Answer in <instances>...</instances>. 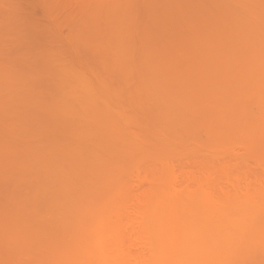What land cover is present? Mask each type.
Masks as SVG:
<instances>
[{
    "label": "rangeland",
    "instance_id": "1",
    "mask_svg": "<svg viewBox=\"0 0 264 264\" xmlns=\"http://www.w3.org/2000/svg\"><path fill=\"white\" fill-rule=\"evenodd\" d=\"M190 1H193V3L195 4L194 0H0V87L4 86L2 90L0 89V146H4L7 143L8 144L13 143L15 141V138H14L15 136L13 135L17 132L20 133V131L21 132L23 131V134H22L23 138L20 140L21 142L17 144L16 146H14L11 153L8 155H3V156L0 155V264H71V262H74L73 261L74 258H75V263H84V264H110L111 263V260H110V263L107 262L109 260L108 256L110 254L107 253L108 256L105 257V255L107 254L106 253L101 254L99 252V244H95V239L92 238L91 240V235L94 234L93 233L94 227L90 224V217H89L90 214H87L86 210L91 211L92 209L95 217H98L99 215L97 214L99 213L97 210H95V207H93V202L90 200L97 201V199L95 198L96 196L95 193L103 185H106L104 187L105 189L107 188V191H108V188H110V186L111 188L114 189L115 183L117 184L120 183L119 179L126 178L127 176H129V174L132 173L131 171H135L133 172L134 177H135L134 180H137V183L136 181L132 182L133 173L131 174L132 176L130 175V177L132 178L131 182L134 183L135 186L139 184L138 181L142 177L140 175H143V178H144V175H146L142 173V171L140 170L147 169L148 172L145 170L144 171L145 173H147V176L149 174L148 178L151 180H156V178L162 179L163 176H160V172L162 170L159 167L161 164H163L161 163L163 162V159H162L163 157L162 155L164 153L163 152L164 150L162 151V149L164 148L163 146L166 145L165 146V149H166L172 144L171 146L172 148H168V149L172 150L174 149L173 148L174 146L176 148L182 147V149L185 150V148L183 147L188 146L189 148V146L192 143L196 145L199 143L198 141L200 140L203 142L206 136L204 134L206 133L208 129L207 130L205 129L206 130L205 131L201 127L203 125L202 122L207 121V120H203L199 115H196V117L192 115L193 120H191L190 115H188L187 112L184 113L182 110V108L183 109L185 108V105L182 107L183 105L182 99L183 97L184 98L186 97L185 99H190L191 97L197 96L195 94H198L197 92H198L199 86H200L199 91L202 92L203 91L202 87L205 86L207 83L206 81L202 83V80L204 78H205L204 80L208 79L207 77L203 78V76L205 75L204 72H207V71L210 72L211 70H214L215 72L216 67L214 66L215 69L211 67L213 64L212 65L209 64L211 67V70L210 68L208 70L205 67H203L205 63L203 65L202 63L205 57L206 58L213 57L212 60L214 59V57H219L218 59H219V62L221 63L222 59L220 60V58H225L227 56L226 65L222 62L224 64L223 70L221 68V70L224 72L223 73L224 77L227 75L226 78H229V76L230 77L232 76V78H234L233 77L234 75L243 76V74H244V77L245 75H247L246 77H248V79L250 77L249 80L246 79L248 81H245V79H243L245 83L242 84L243 86L242 88L240 87L241 88L240 93H238L239 91L235 90L237 93H235L233 97L229 93H227L228 96L225 93L226 94L225 96L228 98V99L226 98V103L229 106L226 105L225 106L226 108L223 106L219 107V108L223 107L225 113L223 112L222 108L220 112V109H218L215 106L214 108H217V110H219V113H221L222 115L218 114V111L216 113V109L215 111L214 109L212 110V108L210 109V113L213 112V114L211 115L215 117L214 114H217L216 115L217 117H219L220 115L219 118H223V119L218 118V123H220V126L217 128L219 124L217 125V122H214V120L217 118L216 117L214 118L213 116H211L210 118L213 117L214 120L212 121L213 124L212 123L210 124V127L212 126L211 127L212 130L209 132H210V135L212 134V136L214 135L213 132H217V130L219 133H221L220 132L222 131L221 128H223L222 126H224L222 124H225L224 121L226 120L228 115L232 114L235 111V113H237L236 116H238L239 115L238 112L240 111L241 113L240 112L239 113L242 117L240 116L238 117L242 118L241 121L243 122L244 126L247 127V129H245L243 125L240 126V128L239 127L238 128L241 130L245 129L244 130L245 132H241V131L240 132L244 133L246 136L247 134H249L248 135L249 140L247 141L248 138L244 136L243 134L242 136L246 137V139H243L244 137L242 139L241 138L239 139V145L241 146L239 145H234V146H238L239 149H241L244 146V148L241 149L240 151L239 149L236 150L237 153L239 152L238 155L244 157L245 153L247 152L246 154L250 155V157L243 159V161H241L242 159H240V161L238 162L239 164L240 162H242L241 165H243V163L245 165L244 161H247L246 162L247 166L246 165L245 166L249 168V174L255 173V175L257 174V177L258 175H261V176L264 175V172L261 171L262 169L264 170V167L262 166V169L260 170L261 166H259L260 165L259 161L264 160V137L261 138L256 135L258 134V133H255L256 131L254 132V130L256 129L258 130L259 127L263 128L264 130V116H262L263 114L261 113L263 110L261 112L260 110H258L259 108L264 109L263 107L264 106V0H234V1L229 0V5L231 8L228 6L229 10L227 11H223L219 9L217 11L215 7L217 6L219 1L218 2L214 1L216 6L214 4L213 5L216 11H214L213 15H212V12H213L212 10L209 12H205V13L203 11L201 13L200 11L203 9L201 7V4H200V8L202 9L199 12L196 11L194 14V11L191 9L193 12V15H192L191 14L192 12L190 11V9L189 8L187 9L188 5L190 7V4L192 3V2L190 3ZM197 1L199 2V0ZM201 3L203 2L201 1ZM194 4L192 5L194 6ZM208 6H211V5H208ZM220 6L223 7V5H220ZM222 7L220 8L223 9ZM110 19L112 20L116 19V20H113L115 22H117L118 20L120 21L121 19V23L116 26L114 24L113 25L110 24L109 22L106 23V21H109ZM212 19L214 20L216 25H214V22ZM217 22H221V24L220 23L217 24ZM48 55H53L55 58L57 55L58 56L59 55H62V56L63 55L64 56L73 55L74 58L76 56L84 55L82 56L81 60H83L84 62L83 58H87L86 60H88L89 58V60L86 62L88 63L90 61L91 65L93 64L94 66H97L96 67L97 71L99 69L100 72L101 70L104 72H111L110 69L111 67L113 68L114 64H112L113 66L112 65L107 66L106 61H108L109 59L111 60V63H112L113 61L112 58L115 59L117 57L116 60L119 61V60H122V58H124L120 56L122 55L127 56V59L126 58L123 59V60L126 59V62L124 61L126 66L123 63L124 64L123 68L125 66L124 70L122 68L121 63H119L118 61L117 62L113 61L114 63H117V65H119L118 68L120 70L117 68L116 72L119 74L122 72L123 73L122 75L125 78L123 80L125 83L124 84L125 86H123L125 87V91L123 87H122L123 89L120 87L122 90H120L119 87H117V90L118 91L120 90L119 93H121L122 91L123 95L121 96V94L117 92L115 93L116 89H114L112 90L111 93H109L110 95L108 94L107 95L108 97L104 99L107 102H111V101L113 102L114 99L116 98L118 99L119 95H120L119 98L125 96V102L129 104V106H127V110L130 111V112L128 111L127 113H129L130 116L132 115L130 117L132 118V121H130V119L128 118L129 114L127 115V119H128L127 126L128 127L130 125L134 126V127L130 126L129 128L128 127L127 128L129 132H131L130 129L133 130V128L134 130H138V133L139 131L142 132L140 133V136L134 130L133 132H135V134L134 133L127 134V136H129V140L127 139L129 148H128V152H127L128 155L126 156V159H128L129 164L127 161H125V163L127 162L128 164L127 168L131 170V171L128 170L126 166H124V170H127L129 172V174H125L127 176L123 174L125 171L122 173H119V176H120L119 177L118 173L116 171L113 172V170H111L110 168H109L110 169L109 171H106L108 167L106 169L102 164L101 165L105 168V170H103L104 168L101 165L100 166L102 167V169L98 167V165L102 163L101 161L105 160L104 156L106 157L105 155L106 153L104 154V149L103 150L100 149L101 151L99 152H98L99 149L97 150L92 149V151L84 150V152L87 151L85 153H82L83 151L81 150L80 151L81 153H78L79 152L78 150H80L81 146L79 147L80 144H78V142L75 141L77 140V138H75V140L73 141L70 138V136L74 133H68L67 131H65V133L66 132L68 133L70 141H72L73 143L65 142L68 144L67 146H64L65 144L63 142L64 140H61L62 135L60 136L61 138L58 137V139L54 137V139L56 140H52L53 142L51 140H50L51 142L48 141L50 146H55L59 148L57 145H59L60 143L59 140H61L62 143L60 145L62 146V144L64 143L62 147L60 146L61 148L65 147L66 150L70 148V150L67 151V153L63 152L61 154H57L54 161L53 160L52 162L49 161L51 164L47 161L48 164L45 165V161L44 162L42 161L44 166L43 167L39 166V168H36L35 166L37 165L35 164H38V162L37 160H33V159H39L40 154L38 152L34 153L30 150L31 152L29 153L28 152L29 150H28L26 152L29 154H25L27 156H25L24 154L22 155L21 152L26 147H29L31 145V143L33 142V138L35 139L40 138V136L38 135L40 134L42 130L46 129L45 131H42L43 133H47V132L49 133L51 131L49 134L42 135L41 137L43 139L47 136L45 138L47 140L49 139L50 134L51 136H53L59 130V128L57 129L55 125H52V122H48V121L50 120L53 121V119L55 121L56 118L54 117L56 116H58V118H62V117H69V115L74 116V114L82 115V113L83 114L88 113L90 111L89 109H91L90 108L91 104L89 100L86 97H79V96H81L80 94L82 92L87 93L91 90L90 88H88L91 84H89L88 82L89 84L88 86L86 82L87 80H91V78L93 77L92 75H94V73H97V72L95 71L92 72L90 71V68L87 67L91 75H89V73L88 74L85 73V76L86 77L88 76V78H90V76L92 77L90 79L84 78L83 76L84 73L80 71L81 68L77 69L78 67L77 64H75L77 65L76 67L71 65V62L67 58L66 59L70 62V64L67 65L66 63H69V62L63 61L64 62L63 63L61 61H58V63H63L66 65L62 64V67L55 65L56 67L51 68L52 67L51 66L50 69L47 66L49 70L48 69L45 70L46 67L43 68L41 66L42 62L41 63L39 62L43 56L47 57ZM54 57L52 58L53 60H54ZM71 57H68V58H71ZM48 58L49 56L47 57V59ZM59 58H62V57L60 56ZM75 59L78 60L79 62L78 57ZM170 59L173 61V63L172 61H170ZM200 59H202L203 61L200 62L199 61ZM207 61H211V60L209 59L206 60L205 66L209 67V65H207L208 63ZM87 63L86 65L89 64ZM108 65H110V63ZM173 66L176 68V70L174 69ZM81 67H82V63H81ZM115 67H117L116 64H115ZM202 68H205L206 71ZM172 69H174L176 72L178 70L177 72L178 76L175 74L174 70H173L174 73L171 72ZM169 70L171 72L172 77H173V74L176 75L173 77L176 80L175 83L173 81L174 79H172L169 76L170 74ZM165 71L166 73H169V74L167 75ZM222 71L220 75H222ZM214 72L212 71L210 72V74L206 73L212 78L215 77V79H213L214 82L212 81V78H209L211 79V81L208 80V82L210 81L209 84L211 82L217 83L219 81L218 79L216 81L217 77L215 75L217 74H214ZM74 74L77 75L76 78L78 77V80L74 78L76 80V84L75 82H73V87H72L71 86L72 82L70 81L68 82V80L70 79L72 80L73 78L71 77V75H74ZM161 74H163V76ZM114 75L117 76V74H114ZM223 75L220 77L222 78ZM82 76L83 78H80ZM196 76L198 77L200 76L202 79ZM217 76L219 77V74ZM237 76H235V78ZM114 77L115 76L111 78L113 79ZM153 77L154 79L159 78L158 80L159 85L162 83V81H165V80H168L170 85L168 84L167 86L166 83L168 81H166L165 83H163V86H165V91L163 90L164 89L163 86L161 87L162 89L160 90L161 85L158 86L157 90H155L156 89L155 86H157L158 82L156 84L155 82L157 79L154 80ZM175 77H178V78L176 79ZM118 78H120V76ZM82 79L84 80L82 81ZM128 79L130 80L129 82H128ZM171 79L172 81H170ZM199 79H201V81H199ZM147 80H148V84H147L148 86L150 84L152 85L153 83L152 81L154 80V84L156 85L153 84L154 86V87L152 86L153 89L150 88L151 85L147 87L143 84V83H146ZM67 82L68 84H70L71 87L68 85L66 86ZM171 82H173L174 84H172ZM241 82H243L242 79L239 85H241ZM139 83L140 84L142 83L141 88L139 87ZM202 84H205V85H202ZM221 84L223 85V83ZM235 84H238V83H235ZM92 85L93 87L92 86L91 87L94 89V83ZM172 85H175V86H172ZM217 85L219 84L217 83ZM65 86L69 87L70 90L66 88ZM144 86L146 89L149 88L150 90L149 89L146 90ZM213 86L216 87L215 84L214 85L212 84V87ZM64 88L66 90H69V94L71 95H69L68 92L65 93L66 90H64ZM189 88L191 91L189 90ZM174 89L176 90V95L174 94L175 95V100H173L174 102L170 101L171 105L174 104V106L172 107L170 106V104L167 105L169 103L168 100H170V98L167 99V102H168L167 104L165 102L166 99L164 100V98H166L165 96H168L169 94L171 95V93L175 91ZM193 89L195 90L193 91ZM211 89L213 90V88ZM222 89H223V86H222ZM45 91L49 93V94L48 93L46 94L48 97L46 99L48 103L47 102L46 103L49 106L45 103V106H41L42 107L41 109L40 107L41 104L38 106L37 103H39L40 96H42L43 92ZM192 91L193 92L196 91V93L194 94ZM58 92H60L61 94L59 95ZM208 92H209V89H208ZM64 93L67 94L66 95L67 97H65V101L67 102H64L66 105L69 104V102L75 99L76 97H79L76 99V102L78 101L77 104L80 103L81 106L80 105H78V107L77 105L72 106L75 103L74 102L75 100H74L73 101L74 103L72 102L73 104H70L67 108L66 106L64 107L65 104L63 105V102L61 104L56 99L57 97L58 99L59 97H63L61 95L62 94L65 95ZM164 94L166 95L164 96ZM190 94H193V96L190 97ZM174 95H171V96L173 97ZM35 96L39 97V99H36ZM171 96H168V97H171ZM235 97H238V98H235ZM34 98L36 99V101L34 100ZM221 98H225L223 94ZM51 99H53L54 101L56 99L61 105L57 106L56 104H54L56 105L54 106L52 104L54 102L53 100L51 102ZM172 99H174V97ZM185 99H183V101ZM216 99L217 98H215V100ZM229 99L231 101L230 102L231 104L229 103ZM58 102L57 104H59ZM233 103L236 106H234ZM164 104H166V106ZM206 104L204 105V107L206 106ZM211 105H209L208 107L210 108ZM221 105H223L222 102H221ZM259 105H262V106H259ZM257 106H259V108ZM148 108L151 110H149ZM52 110L54 112H51ZM163 110H166L165 114L163 113ZM228 110L231 111L232 113H229ZM134 111L137 112L138 116L135 114ZM158 111L161 112L162 117L163 115L165 116L164 119L166 118L167 120L165 119L164 122L167 123L168 125L163 124V121H162L163 118L161 116H160V119L162 118V120L159 119L158 116L160 115V113ZM166 112L168 115H166ZM235 113L232 115H235ZM53 114H56V116H54ZM59 114H62V115H59ZM142 114H143V117L145 116L144 118L142 117ZM224 114L226 116H224ZM232 115H229L228 118H231V119H228V121H226L227 124H230L231 120L234 121L233 119L234 116ZM59 116H62V117H59ZM133 117L136 118V120ZM198 117H200L201 119ZM138 118H140L141 120H138ZM197 118L199 120L198 123H200V121L203 120L200 123L199 129H198L199 124L195 125L196 123L194 121ZM46 119L48 121H46ZM76 119L78 120H75L76 122L74 121L73 123H74V126L77 127L79 124H81L82 119L80 118H76ZM143 119H144L143 128L146 127L148 129L149 126H152V128L149 127L150 129L149 131L147 130L148 134L145 133L146 131L145 129L144 130L142 129L141 121H143ZM241 121L238 120L237 122L240 123ZM42 122L43 123L45 122L47 126L45 124L41 126V124H43ZM184 122L186 124L190 123L188 128H187L188 124L186 125ZM35 123L36 125L37 123L40 124L37 126L38 128L35 127L36 126ZM146 123H149L148 124L149 126H147ZM238 123H235V124H238ZM214 124L216 128L214 127ZM30 125L33 126L37 130H35ZM182 125H185L186 129L182 127ZM230 125L228 127L229 128L232 127L233 128L232 130H234L235 129L234 125L233 126H230ZM166 126H167V129H166ZM39 127L40 129L42 128V130H38ZM213 127H214V130H213ZM242 127L244 128L242 129ZM160 128H161V131H160ZM229 128L228 130H230L232 134L229 133L230 131L226 132L227 129L226 130L223 129V131L225 130L224 133H229L228 135L226 134L227 136L229 135L231 136L233 134L235 135V133H233V131ZM22 129L24 130L26 129L27 132ZM201 129L204 131H202ZM239 129L236 131H239ZM162 130L165 133L162 132ZM193 130L196 132L197 134L196 136H198L199 132H201V134L199 133L200 135L203 134L202 136H204V137H200L201 138L200 140H198L199 139L198 137L195 138L197 141L196 144L194 142L195 139L193 142L189 140L190 137L195 136L194 134L195 132ZM246 130L248 131L247 133H246ZM188 131L190 132L188 133ZM42 132L41 134H43ZM58 133L59 132H57V134ZM60 133L64 134V132H60ZM67 133L64 135V137L68 136ZM82 133L78 132L77 135L79 134L81 135ZM150 133L151 134L153 133V134L151 135ZM236 133H237L235 136L236 138L234 137V139L238 140L241 133L240 134H238L239 132H236ZM75 134L74 136L76 137ZM143 134H147L148 136L147 135L141 136ZM55 136H58V135H55ZM74 136L72 135L71 137L74 138ZM166 136L172 141H170ZM216 136H214V138ZM251 136L253 138L250 139ZM69 138L67 137L66 139H68L69 141ZM160 138H162V140L164 139L165 141L164 140L162 141ZM166 138L168 141L166 140ZM28 139L29 141L27 142ZM209 139H211V137ZM215 139L218 142L217 138ZM223 139L226 140L227 138H224L223 136ZM30 140H31V143H30ZM235 140L234 141L232 140V141L235 142ZM169 141H170L169 144L166 143ZM186 141H187V144H186ZM205 141H206V144H208L207 143L208 139H206ZM205 141L203 143H205ZM16 142H17V139L14 143ZM220 142L222 143V141ZM178 143L179 145H177ZM181 143L183 144L185 143L186 145L183 146ZM167 144L169 145L168 147H167ZM42 145L40 147L41 150L44 147V146L42 147ZM69 145L70 147H68ZM77 145L79 148L77 147ZM198 145H200L202 148L203 144L201 145V143H199ZM35 146H38V145L36 144ZM50 146H48V148ZM76 147L78 148L77 150H76ZM159 147H161L162 149L160 150ZM180 148H179V151L181 150ZM188 148H186V150H188ZM52 149H56V148L53 147ZM207 149L209 150V148L206 147V150ZM73 150L74 152H72ZM208 150L206 152H208ZM169 151L170 150H168V152ZM242 151L243 152L246 151V152L244 154L243 153L241 154ZM75 152H77L78 154ZM17 153L21 155L19 156ZM72 153L73 155H75L74 157L71 156ZM63 155L66 158V160L65 158H63ZM65 155H68L69 158L71 159V162H68L70 163V165L68 166L67 165L64 166L65 163H63L66 161V164H68L67 163L68 156L66 157ZM248 155H246V157ZM23 156L25 160H22V161H26L25 162L26 167L24 166V163L22 161L21 162L23 164L17 161V158L23 157ZM52 157H49V160ZM69 158H68V161H69ZM151 158H152V161H151ZM156 158L161 159L160 160L161 162L157 160ZM163 158L165 159V156ZM58 159L59 160L62 159V160L58 162ZM32 160L35 161V164L32 163V167H30V165L28 166L29 163H27V161L28 162L30 161L31 163ZM55 160H57V162ZM88 161L89 162L91 161V163H89ZM226 161L230 162L231 160L229 158ZM54 162H56L57 164ZM74 162H76L75 169L78 167V171L82 170L83 172L81 171V173L83 174L81 173H80L81 175L76 174L78 173V171L72 168L74 166V164L72 163ZM238 162H237V165H239ZM58 163H61V164H58ZM86 163L93 164V165L98 164L97 166H94L97 169L94 168L95 170H92L90 166L84 165ZM80 164L81 165L83 164L82 167ZM142 164H144V166H140ZM152 164H154L156 167ZM71 165L73 166L71 167ZM244 165L243 167L237 166L238 172L236 173V169L234 171V174L236 175V177H238L237 174L241 173L242 171L245 172L248 170V169L247 170L244 169L245 167ZM83 166L89 167V169L87 168V171L91 169L88 173L89 176H86V178L83 177V175L86 174L85 173L86 169L83 168ZM113 167L111 168L113 169L117 168L115 166ZM122 167H120L121 169L119 168L120 172L123 170ZM141 167L143 168L141 169ZM154 168L161 170L159 171L158 177H157L156 171L154 172L156 177L155 175L150 174V172L153 173L152 171L155 170ZM241 168H243L244 170ZM137 170L140 171L142 174L139 173ZM106 172L107 174H104ZM128 172H125V173H128ZM137 172L139 173L138 175L140 176V178H137L139 177L138 175L137 177L135 176ZM112 173H115L119 177L118 179L115 178L117 179L116 182L113 181L116 175ZM246 173H243V176ZM52 174L53 175L55 174L56 176H59V177L63 176L62 180L60 179L61 182H59L60 180L59 181L55 180L54 178H57V177L54 176L53 178ZM75 174L77 176L72 177ZM108 174L110 175L109 176L110 178H108L107 176ZM111 174H112V178H111ZM122 174L124 175V177L122 176ZM255 175L252 174V176L255 177L254 180L260 179V177L256 179ZM64 176L65 177L67 176L69 180L68 179L63 180ZM79 176L84 178L83 180L81 178L82 182L86 179L85 180L86 184H91V186L90 185L84 186L85 184L84 182H83L84 184L82 182L80 183ZM150 176H152L153 179ZM252 176L248 175V177H250V179L253 180ZM77 177H79L78 180H76V181H79L78 184L76 185L77 188L79 186V183L82 184L85 187V189H87L88 186H90L88 187L89 190L90 188L91 189L93 188L92 190H90V192H88V194L91 193L89 194L90 196L87 194V192L84 193L86 191L84 189H83L84 192L82 190L80 191L77 190L78 192L74 190L75 185L73 183L76 184L77 182H72V181H75ZM72 178L74 179L72 180ZM104 178L107 179V182L106 180H104ZM244 178L246 180H249L248 182H252V180H250L249 178L247 177H244ZM108 179L111 180L110 186L108 185L109 184ZM149 179L148 181H150ZM65 180H68L70 184L72 183L73 184L71 185L72 187L69 186L70 184H68V182ZM87 180H89L90 182L89 181L87 182ZM102 180L105 181L106 184H104ZM129 180L127 177L126 181H129ZM62 181L63 182L65 181L67 183L65 184V182L63 183ZM96 181H99V182H96ZM124 181L125 180H123V182ZM140 181H143V180H140ZM146 181L144 180V182ZM257 181L259 182L261 180H257ZM112 182L114 184H112ZM150 183L152 184L154 182L151 181ZM260 183L262 184L263 182H260ZM143 184L142 183L139 184L140 186L142 185L141 186L142 189L140 191H139V189L141 188L140 186L137 185L138 187L137 186L134 187L133 184L131 185L132 188L130 187V189H132L133 192L135 193V195L132 196L133 192L131 191L130 194L132 197H134L135 199H136L135 196H138V198H141L139 196L141 195L144 196L143 194L148 193L150 187H147L146 184L144 185ZM151 184L150 185L148 184V185L152 186ZM253 184L256 185V183H253ZM120 185H118L117 187L119 188ZM96 188H97V191H96ZM118 188L116 190L119 193ZM145 188L148 189L147 193L145 192L147 190ZM72 189L74 192H76V195H77L76 200H73L75 199V195H73V191H72V197L70 195L71 193L70 190ZM101 189L100 191H102ZM142 190H145V191L142 192ZM79 192H82V194H78ZM102 192H105V190H103ZM108 192H105V193H107V195H110ZM117 192H112V193H114L113 195H115L117 194ZM92 194L94 195V197H91ZM78 196H82L83 198L82 197L79 198ZM85 196H88L90 198L88 197L86 198ZM84 198H86V201L84 200ZM91 205L93 208L90 207ZM130 206H129V210L130 209L132 210V206L131 207ZM135 208L133 207L135 211L133 210V212L131 213L128 211L130 213V215L128 213L129 218L124 219L121 222L122 227H121L119 236L117 235L118 233L115 234L116 232L115 233L113 232L112 233L113 235L112 236L110 235V237L114 241L111 242V239L109 240H110V244L116 243L117 246L119 245L117 244L118 242L123 241V244L121 243V245L124 246L125 250H126V244L124 243H127V245L130 247V248L128 247L127 250L125 251L124 248H122V246L119 247L120 246L119 245L118 246L119 252H118L116 251V249L118 248L116 246V249L114 248L115 253L117 252L119 255L122 256L123 252H124V255L127 254L126 252H129L132 257L136 255L135 257L137 259L140 256L141 257L140 260H142V258L145 257L144 256L145 252L144 254L142 253L140 255V253H138L137 251L141 249L140 242L142 243L144 242V236L142 239L141 238L142 235L139 234L140 227L138 223L140 224V221L137 218L138 210H136L137 208L136 209ZM132 214L133 216L135 215V217L132 216V219H130ZM61 222L62 224H60ZM62 225L63 227H61ZM76 225H79V226L81 225L79 232L78 231L76 232L75 230H73L75 229L74 227H76ZM114 234L117 235V237H119L117 239L120 241L117 240L118 242H115L116 239H114L113 237H116V236H114ZM138 235L139 236L141 235L140 239L139 237H137ZM159 236L162 238V234ZM80 237L81 239L83 238L82 241H80L81 240ZM142 243L141 245L143 247L144 245ZM55 244L57 246L58 244H61V245L60 247L58 246L59 247L58 248V247H55ZM80 244L81 245L83 244V249L85 251L81 252L83 253V255L78 256L79 255L78 246H80ZM113 246L115 245L113 244ZM54 247L55 249L57 248L56 250H54L55 252L53 251ZM142 249L146 250L144 248ZM120 251L122 252V254ZM114 252H112V254H114ZM146 253H148L147 250H146ZM112 254L111 256H113V259H112L113 262L114 261L116 262V259H117L116 263L119 264L118 258H120V256L117 258H114L115 254L114 255ZM130 255L129 256L126 255V256L130 257ZM115 256H117V254ZM125 257L123 256V258L126 260L127 257L126 258ZM135 257H133L134 259L133 258L131 259L133 261L132 263L129 262L128 258H127V263L126 261L125 262L123 261V258H122V261L124 264L125 263L133 264L136 262L134 261ZM138 262L141 263V261H138Z\"/></svg>",
    "mask_w": 264,
    "mask_h": 264
},
{
    "label": "bare ground",
    "instance_id": "2",
    "mask_svg": "<svg viewBox=\"0 0 264 264\" xmlns=\"http://www.w3.org/2000/svg\"><path fill=\"white\" fill-rule=\"evenodd\" d=\"M195 1V4L193 3V1H190V7H189V5H188V7H187V9L189 8L190 9V11L192 12V10L194 11V14H195V12L196 11H200L202 8V10L200 11L201 13L204 11V13L205 12H209V11H213L212 12V15H213V13H214V11H218V9L219 10H223V11H227V10H229V7H230V5H229V0H199V2L197 1V0H194ZM201 1L203 2V3H201ZM210 1H212V2H210ZM218 2V4H217V6L215 5V2ZM234 1V0H233ZM207 2V3H206ZM214 2V3H213ZM236 2V1H235ZM234 2V3H235ZM192 4H194V6L192 5ZM197 4V5H196ZM200 4H201V7L202 8H200ZM204 4H206V5H204ZM211 5V6H208V5ZM216 6L215 8H216V10H215V8H214V5ZM223 5V7L222 6H220V5ZM192 6H193V8H192ZM196 6H197V8H196ZM207 6V7H206ZM222 7L223 9H221L220 7ZM226 6V7H225ZM229 6V7H228ZM211 7V8H210ZM231 8V7H230ZM192 9V10H191ZM195 9V10H194ZM198 9V10H197ZM207 9V10H206ZM209 9V10H208ZM231 11V10H230ZM190 13V12H189ZM192 15H193V12L191 13ZM214 19V18H213ZM212 19V20H213ZM110 20H112V19H110ZM106 21V23L107 22H109L110 24H114L115 26L116 25H119L120 23H121V19H120V21L118 20L117 22H119V23H117V22H115V21H113V20H116V19H113L112 21ZM216 21V20H215ZM113 22V23H112ZM213 22H214V20H213ZM108 23V24H109ZM116 23V24H115ZM218 23H220L221 24V22H217V24ZM214 25H216V23L214 22ZM229 25V24H228ZM220 26V25H219ZM228 27V26H227ZM105 39V38H104ZM106 42H107V40H106ZM49 56V58L47 59V57ZM47 57H45V56H43L44 57V59H43V57L41 58V60H40V62L39 63H41L42 62V64H41V66L43 67V68H45V70H47L48 68L50 69V67L51 68H53V67H56V66H61L62 67V64L64 63V62H71V65H73V66H77L78 65V67H77V69H80L81 68V72H83L84 74H83V76H84V78H87V79H90L92 76V78H91V80H87V85L89 86V84H91L88 88H90L91 90L89 91V92H80L81 94V96H79V97H86L88 100H89V102H90V108L91 109H89L90 111L88 112V113H82V115H76V114H74V116H70L69 115V117H62V116H59V117H62V118H58V116H56V114H53L54 116H56V117H54V118H56L55 119V121H54V119H53V121L52 120H50V121H48L47 119H46V121H48V122H52V125H55V127H57V129L59 128V130L57 131V132H59L58 134H57V132L53 135V136H51V134H50V136H49V139L47 140V139H45V138H41L42 137V135H46V134H49L48 132L47 133H43L42 131H45V130H42V128L40 129V127H39V129L38 130H42L41 132L43 133V134H41V132H40V134L38 135V136H40V138L39 139H35V138H33V142L31 143V140H30V143H31V145L29 146V147H26L24 150H25V152H24V150L21 152L22 153V155L24 154H29L31 151L32 152H38L39 154H40V157H42V158H40L39 157V159H33V160H37V162H38V164H35V161H33L32 160V162L30 163V161L28 162L27 161V163H29L28 164V166L30 165V167H32V163L33 164H35V165H37V166H35L36 168H39V166H44V164L42 163V161L44 162L45 161V165H47L48 164V162L49 161H51L52 162V160L54 161V159L56 158V156H57V154H61V153H63V152H66L67 153V151H69L70 150V148L69 149H67L66 150V148L64 147V148H61L62 146H63V144L65 143V142H71V143H73L72 141L73 140H75V138H77V140H75L76 142H78V144H80L79 145V147H80V150H78L79 152L78 153H81L80 151L82 150L83 152L82 153H85V152H87V151H85L84 152V150H90V151H92V149H99L98 150V152L99 151H101L100 149H104V154L106 155V157L104 156V158H105V160L104 161H101L102 163H100L99 165H98V167L100 168V169H102V167L104 166L106 169H107V167H108V169L106 170V171H109L110 169L111 170H113V172L114 171H116L117 173H118V176H119V173H122V172H128L127 170H124V166H126V168L128 167V164H129V162H128V159H126V156L128 155L127 154V152H128V148H129V146H128V140H129V136H127V134L129 133H134L135 134V132L136 133H138V130H134V128H133V130L135 131V132H133V130H131L130 129V131L131 132H129V130H128V128L131 126H127L128 124H127V115L129 114V113H127L129 110H127V106H129V104L127 103V102H125V96H123V97H121V98H119L120 97V95L119 94H121V96L123 95L122 94V91H121V93H119L120 92V90H122L123 88H124V91H125V87H123V86H125L124 84V77H123V73L121 72L120 74L119 73H117L116 72V70H117V68L119 67V65H117V63H114L113 61H118V60H116V58L115 59H113L112 58V63H111V60H110V62H109V60L108 61H106L107 62V66H111L112 64H114V66H113V68L115 67V64H116V66L117 67H115L114 69L111 67V69H110V67H109V69H110V71L111 72H104V71H102L101 70V72L99 71V69H98V71H97V66H94L93 64L91 65V62L89 61L88 63L86 62V61H88L89 60V58H88V60H86L87 58H83L84 59V62H83V60H81V58H82V56H84V55H82V56H76L75 58H77L78 57V59H79V62H78V60H76L74 57H73V55H67L68 57H71V58H68L66 55V57L63 55H57L56 56V58L53 56V55H48ZM54 57V60L52 59L53 57ZM62 57V58H59V57ZM64 57V58H63ZM120 57H124V58H126L127 59V56H120ZM50 58H51V60H50ZM69 60H67V59ZM124 58H122V60H119L118 62L119 63H121L122 64V68H123V65L125 64V62H126V59L125 60H123ZM213 58V57H212ZM212 58L211 57H209V58H204L203 60L202 59H200L199 61L200 62H202L203 61V63H202V65L204 64V66L203 67H205L206 69H208L209 70V68H210V70H211V67L212 68H214L215 69V67H216V69H215V72H217V73H215L214 72V70H211L210 72H214V74H219V77L217 76V75H215L217 78H216V81H217V79L220 81V79H221V81L219 82H217L219 85H217V83H213L214 82V80L213 79H215V77L214 78H212V77H210L208 74H206V73H209L210 74V72H204L205 73V75H204V73H203V78L204 77H207L208 79H206V80H202V83L203 82H207L206 83V85L205 84H202V85H205V86H203L201 89L203 90L202 92L201 91H199V88H200V86L198 87V85H197V87H198V94H195L196 93V91L195 92H193L195 89H193V93L195 94V95H197V96H195V97H191V96H193V94H190V99H185L184 97H183V99H185L184 101H183V99H182V107L185 105V108L183 109L182 108V110H183V112L184 113H186L187 112V114L188 115H190V119L191 120H193L192 119V115H194L195 117H196V115H199L203 120H207V121H203V120H201L200 121V123L202 122L203 123V125H202V127L201 128H203L204 130L206 129H208L207 131H206V133L204 134V135H206L205 136V139L203 140V142L206 140V139H208V144H206V141H205V143H203L200 139V137H204V136H202V135H200L201 134V132H199L198 133V136H196L197 134H196V132L194 133L195 134V136L194 137H190V141L191 142H193L194 141V139L195 138H199L198 140H200V141H198L199 143H201V145H202V148H201V146L200 145H198V144H196L197 143V141H196V139H195V144L196 145H194L193 143L189 146V148H188V146L187 147H183V148H185V150H183L182 149V147L180 148L181 150H183V151H179V148H176V147H174L173 146V148L174 149H168V148H172L171 146H172V144H171V146H169L168 144L170 143V141H172V140H170L167 136V138L170 140L169 142H166V143H168L167 144V147L168 148H166L165 149V146H163L164 148L162 149L161 147H159L160 148V150L162 149V151L164 152H162L163 153V157L165 156V159L162 157V159H163V162H161L160 160L161 159H157V160H159L161 163H163V164H161L160 165V169L162 170H160V169H155L154 171H152L153 173H151L150 172V174L151 175H155L154 174V172L156 171L157 172V177H158V174H159V171H161L160 172V176H163L162 177V179H160V178H158L159 179V181H158V179L156 178V180H151V179H149L148 177H149V174H148V176H147V173H145V171H147V169H144V170H140V171H142V173H144V174H146V175H144V178H143V175H140V176H142L141 178H140V176L138 175L139 173H141L140 171H138L137 173H136V177H137V175L139 176V177H137V178H140V180H143V181H138L139 182V184L140 183H144V184H146L147 185V187H150L149 188V191H148V189L147 188H145V189H147L146 191L145 190H142V192L143 191H145L146 193H147V191H148V193L147 194H143L144 196H139V197H141V198H138V196H135L136 197V199L134 198V197H132L133 195H135V193L133 192V190L132 189H130V187L132 188V184L134 185V187H136L137 185L138 186H140L139 184H137L136 186H135V184L134 183H132L133 181H136V183H137V180H134V173L133 172H135V171H131L130 169H128V170H130L131 172V174L133 175H131V174H129V172L128 173H123L124 175L125 174H129V176H127V175H125V176H127L128 177V180L129 181H126L127 180V177L126 178H122L123 180H125L124 182H123V180L120 178L119 180V182L120 183H115V188L118 186V185H120L119 186V188H118V191H119V193L117 192V188L115 189V191H114V189L113 188H111V180H109V186H110V188H108V191H107V188L105 189V187L104 186H106V185H103L102 187H100V189L103 191V190H105V192H108L110 195H107V193H105V192H102V191H100V189H98V191H97V188H96V196H95V198L97 199V201L96 200H90V201H92L93 202V207H95V210H97L98 211V213L99 214H97V215H99L98 217H95L94 216V212L92 211V209H91V211H88V210H86L87 211V214H90L89 215V217H90V224L94 227V231H93V235H91V240H92V238L93 239H95V244H99V252L101 253V254H104V253H108V254H110L109 256H108V254L107 255H105V257L106 256H108V261L107 262H109L110 263V260H111V263L110 264H118V263H116L117 262V259H116V262L114 261L113 262V256H111V254H112V252H114L115 251V249H116V243H113L115 246H113V244L111 243L110 244V240L109 239H111V237H110V235L112 236L113 234V232L115 233V234H117L118 236H119V233H120V231H121V222L124 220V219H128L129 218V215H130V213L131 212H133V207L136 209V210H138L137 211V218L139 219V221H140V224L138 223V225H139V227H140V229H139V227H138V229L140 230V232H139V234H141L142 235V237H141V235L139 236H137V237H139V239H140V237L143 239V236H144V242H145V244H144V242L142 243V242H140V250L141 251H143V252H141L140 250H138L137 252L138 253H140V255L143 253L144 254V252H145V254H144V258H142V260H140V256H139V258H137V259H139V260H137L136 259V255L135 256H133V257H135V260L134 261H136L135 263L136 264H139L140 262H138V261H141V263L140 264H264V175L263 176H261V175H258V177H260V179H257L258 177H257V174L255 175V173H252V174H254L255 176H256V179L257 180H261V181H257V180H254L255 179V177L254 176H252V174H249V168H247L246 166H247V161H244L245 162V165H244V163H243V165L246 167H244V169L245 170H247V171H245V172H241V173H239V174H237V176L239 177H236V175L234 174V171H235V169H236V173L238 172L237 170H238V168H237V166H242L243 167V165H241L242 164V162H240V164H239V162L238 161H240V159H242L241 161H243V159H246V158H249L250 157V155H248V154H246L247 152L246 151H242L241 152V154L243 153H245V158L244 157H242V156H240V155H238V153H237V149H239V147L238 146H234V145H239V139L241 138H243L244 136H246L244 133H241V132H245L244 130L245 129H247V127H245L244 126V124H243V122L241 121L242 120V118H240V117H242L241 115H240V113L238 112V116H240V117H238V116H236L237 115V113H235V111L232 113L231 111H229L228 110V112L229 113H232V114H234L235 113V115H232V114H229V115H232V116H234V121L236 120V119H238V120H240L241 122V124L240 123H238L237 121L238 120H236L235 122L234 121H232L231 120V123H233V124H231L230 123V121H229V123L231 124H227L226 123V121H228V119H231V118H228L229 117V115H228V113H227V115H228V117L226 118V120L224 121L225 122V124H222V125H224V126H222L223 128H221V130L222 131H220L221 133H219L218 132V130H217V132H213L214 133V135L212 136V134L210 135V132L209 131H211L212 130V126L210 127V124L212 123V121L214 120L213 119V115H211V114H213V112L212 113H210V109L212 108V110L214 109V111H215V109H216V113H217V111H218V114H220V115H222L221 113H219V110H217V108L218 109H220V112H221V108L223 109V107H225L226 105H227V103H226V94L227 93H229L230 95H232V97L235 95V93H237L236 91H239L238 93H240V89L243 87L242 86V84H244L245 83V81H248L249 79H250V77H249V79H248V77H246L247 75H245V77H244V74H243V76L242 75H240V76H237V75H234L233 77L235 78V76H237L235 79L234 78H232V76L230 77L229 76V78H226V76L224 77V75H223V65L225 64L226 65V62H227V56L225 57V58H220V60H221V63L219 62V57H214V59L213 60H215V61H213L212 60ZM61 59V60H60ZM64 59H66V60H64ZM72 61H71V60ZM211 60V61H207L208 63H207V65H212L211 67H210V65H209V67L208 66H205L206 65V60ZM225 60V61H224ZM58 61H61V62H63V63H58ZM75 61V62H74ZM122 61V62H121ZM125 61V62H124ZM170 61H172L171 59H170ZM70 62L69 63H66L67 65L68 64H70ZM101 62V61H100ZM105 62V61H104ZM105 62V63H106ZM110 63V65H108L109 63ZM169 62V61H168ZM214 62H215V64H214ZM219 64H218V63ZM224 64H223V63ZM54 63H56V64H54ZM79 63H80V65H79ZM81 63H82V67H81ZM86 63L88 64V65H86ZM118 63V64H119ZM124 63V64H123ZM172 63H173V61H172ZM46 64V65H45ZM61 64V65H60ZM66 64H63V65H66ZM75 64H77V65H75ZM56 65V66H55ZM70 65V66H71ZM170 65V64H169ZM220 65V66H219ZM47 66H48V68H47ZM94 66V67H93ZM104 66H105V64H104ZM125 66H126V64H125ZM125 66H124V68H125ZM167 66V65H166ZM215 66V67H214ZM90 68V71H95V72H97V73H94V75H92V76H90V78H88V76L86 77L85 76V73H89L90 71H88V68ZM170 67H172V66H170ZM174 67V66H173ZM208 67V68H207ZM218 67V68H217ZM91 68H95L94 70L93 69H91ZM124 68H123V70H124ZM205 68H202V69H204L205 70ZM220 68V69H219ZM221 68H222V70H221ZM48 69V70H49ZM83 69V70H82ZM87 69V70H86ZM119 69V68H118ZM174 69L176 70V68L174 67ZM174 69H172V71L171 72H173L174 73ZM52 70V69H51ZM85 70V71H84ZM120 70V69H119ZM171 70V69H170ZM170 70H169V72H170ZM174 70V71H173ZM218 70V71H217ZM219 70H220V72H219ZM78 71V70H77ZM114 71V72H113ZM166 71H167V69H166ZM166 71H165V73H166ZM206 71V70H205ZM221 71H222V75H223V77L221 78L220 76H222V75H220L221 74ZM225 71V70H224ZM79 72V71H78ZM91 72V73H92ZM114 74H117V76L116 75H114ZM171 72H170V74L169 73H166L167 75L169 74V76L172 78V79H174L173 77L174 76H178V74H177V72H178V70H177V72L175 71V74H173V77H172V75H171ZM201 73V72H200ZM76 74H77V72H76ZM76 74H74L75 75V77H74V75H71V77L73 78L72 80L70 79V80H68V82L70 81V82H72V84H71V86L73 87V82H75V84H76V80H78V77L76 78ZM79 74V73H78ZM82 75V74H81ZM89 75H91L90 73H89ZM162 76H163V74H161ZM199 75V74H198ZM207 75V76H206ZM83 76L82 77H80V78H83ZM113 76H115L113 79L111 78V77H113ZM120 76V78H118ZM201 76H202V74H201ZM70 77V78H71ZM127 77V76H126ZM196 77H198V76H196ZM239 77V78H238ZM240 77H241V79H242V81L243 82H241V85H239L240 84V81H241V79H240ZM74 78H76V80L74 79ZM176 79L178 78V77H175ZM198 78H201L200 76L198 77ZM209 78H212V81L213 82H211L210 84H209V82L211 81V79H209ZM220 78V79H219ZM153 79H154V77H153ZM155 79H157V78H155ZM154 79V80H155ZM170 79V78H169ZM172 79L170 80V81H172ZM202 79V78H201ZM201 79H199V81H201ZM224 79V80H223ZM234 79V80H233ZM238 79V80H237ZM243 79H245V81L243 80ZM246 79H248V80H246ZM75 80V81H74ZM80 80V79H79ZM84 79H82V81H83ZM114 80V81H113ZM150 80V79H149ZM154 80L152 81L153 83H152V85H151V89H153V84H154ZM159 78L156 80V84H157V82H158V84H157V86H155L156 87V89L155 90H157L158 89V86H160V90L162 89L161 87L163 86V83H165L166 81H168V80H165V81H162V83L159 85ZM162 80V79H161ZM160 80V81H161ZM196 80H198V79H196ZM208 80H210L209 82H208ZM130 80L128 79V82H129ZM174 81V83L176 82V80L174 79L173 80ZM215 81V82H216ZM46 82V81H45ZM68 82L66 83V86L68 85V86H70V84H68ZM88 82H89V84H88ZM91 82V83H90ZM132 82V81H131ZM150 82V81H149ZM232 82H233V84H232ZM94 83V89L92 88L93 87V84ZM172 84H174L173 82H171ZM199 83H201V82H199ZM221 83H223V85L221 84ZM228 83V84H227ZM235 83H238V84H235ZM44 84V83H43ZM145 86H147V87H149L147 84H148V80H147V82L146 83H143ZM156 84H154V85H156ZM167 84V86H168V84L170 85V83H169V81L166 83ZM165 84V85H166ZM212 84L214 85H216V87H212ZM221 84V85H220ZM232 84V85H231ZM211 85V86H210ZM227 85V86H226ZM229 85V86H228ZM65 86V87H66ZM70 86V87H71ZM92 86V87H91ZM141 86H142V83L140 84L139 83V87L141 88ZM145 86H144V88H145ZM153 86V87H152ZM172 86H175V85H172ZM221 86V87H220ZM222 86H223V89H222ZM234 86H236V87H234ZM3 87L4 86H2V87H0V89L2 90L3 89ZM117 87H119V91L117 90ZM122 89H121V88ZM196 87V88H197ZM205 87V88H204ZM206 87H207V89H206ZM225 87V88H224ZM229 89H228V88ZM241 87V88H240ZM66 88H68L69 89V87H66ZM163 90L165 91V86H163ZM175 88V87H174ZM211 88H213V90L211 89ZM215 88H217V89H215ZM232 88V89H231ZM234 88V89H233ZM93 89V90H92ZM114 89H116V91H115V93L117 92V93H119V94H117V95H119L118 96V99L116 98V99H114V101L112 102H107L106 100H104V99H106V97H108L107 95L109 94V93H111L112 92V90H114ZM146 89V88H145ZM149 89V88H148ZM148 89H146V90H148ZM167 89V88H166ZM169 89V88H168ZM204 89H206V90H204ZM208 89H209V92H208ZM211 89V90H210ZM220 89H222V90H220ZM64 90H66L65 88H64ZM70 90V89H69ZM69 90H66L65 91V93H67L68 92V94H69ZM150 90V89H149ZM172 90V89H171ZM175 90V89H174ZM189 90H190V88H189ZM217 90V91H216ZM236 90V91H235ZM123 91V92H124ZM180 91V90H179ZM191 91V90H190ZM230 91V92H229ZM232 91V92H231ZM242 91V90H241ZM169 92V91H168ZM183 92V91H182ZM212 92V93H211ZM215 92H217V93H215ZM222 92V93H221ZM48 92H43V94H42V96H40V99H39V97H37V96H35V98L36 99H39V103H37V105L39 106L40 104V107L41 106H45V103L47 102V94ZM59 93V95L61 94L60 92H58ZM64 93V94H65ZM171 93V92H170ZM190 93V92H189ZM201 93V94H200ZM204 93V94H203ZM208 93V94H207ZM210 93V94H209ZM220 93V94H219ZM226 93V94H225ZM232 93V94H231ZM49 94V93H48ZM169 94V93H168ZM176 95V90L175 91H173V93H171V95ZM187 94V93H186ZM215 95V96H213V95ZM222 94H223V96L225 97V98H221V96H222ZM58 95V96H59ZM67 94H65V95H61V96H63V97H59V99H58V97L56 98L61 104H62V102H63V105L65 104L64 102H67V101H65V97H67L66 96ZM69 95H71V94H69ZM110 95V94H109ZM126 95H127V93H126ZM166 94H164V96H165ZM170 94L168 95V96H171ZM175 95L173 96L174 97V99H172L171 97H168V96H165L166 98H164V100H165V102H166V104L168 103L167 102V99H169L170 98V100H168L169 101V103L167 104V105H169L170 104V106H174V104L173 105H171V102L170 101H173V100H175ZM212 95V96H211ZM219 95H220V97H219ZM240 95V94H239ZM46 96V97H45ZM56 96H57V94H56ZM78 96V95H77ZM198 96H199V98L202 100H200L199 98H198ZM202 96V97H201ZM206 96V97H205ZM227 96H228V94H227ZM238 96V95H237ZM79 97H76L75 99H73L72 101H70L69 102V104H65L64 105V107L66 106V108L70 105V104H73L74 102V105H72V106H76L77 105V107H78V105H80L81 106V104L79 103V104H77V102H76V99L77 98H79ZM197 97V98H196ZM208 97V98H207ZM33 98V97H32ZM34 98V100L36 101V99ZM55 98V97H54ZM64 98V99H63ZM187 98H189V97H187ZM193 98V99H192ZM207 98V99H206ZM209 98H211V99H209ZM214 98V99H213ZM215 98H217L216 100H215ZM235 98H238V97H235ZM55 99V101L53 100V99H51V102H52V100H53V102L54 103H52L53 105L54 104H56L57 106L59 105H61L57 100ZM67 99V98H66ZM83 99V98H82ZM85 99V98H84ZM205 99V100H204ZM228 99V98H227ZM233 99V98H232ZM64 100V101H63ZM75 100V101H74ZM79 100V99H78ZM195 100V101H194ZM197 100V101H196ZM198 100H200V101H198ZM219 102H218V101ZM225 100V101H224ZM34 101V102H35ZM38 101V100H37ZM74 101V102H73ZM106 101V102H105ZM193 103H192V102ZM209 101V102H208ZM212 101H214V102H212ZM222 102V104L223 105H221V102ZM238 101V100H237ZM50 102V103H51ZM57 102L59 103V104H57ZM73 102V103H72ZM84 102H86V101H84ZM129 102V101H128ZM136 102V101H135ZM134 102V103H135ZM164 102V103H165ZM174 102V101H173ZM186 102H187V104H186ZM204 102H205V104H206V106L204 107ZM225 104H224V103ZM231 101H230V99H229V103H230ZM48 103V102H47ZM46 103V104H47ZM130 103V102H129ZM185 103V104H184ZM189 103V104H188ZM196 103V104H195ZM198 103V104H197ZM201 103V104H200ZM210 103V104H209ZM215 103V104H214ZM228 103V104H229ZM236 103V102H235ZM166 104H164L165 106H166ZM204 104V105H203ZM212 104V105H211ZM217 104V105H216ZM231 104V103H230ZM237 104V103H236ZM48 105V104H47ZM46 105V106H47ZM56 105H54V106H56ZM187 105V106H186ZM209 105H211L210 106V108L208 107ZM233 105L234 106H236L234 103H233ZM49 106V105H48ZM47 106V107H48ZM52 106V105H51ZM138 106H139V104H138ZM164 106V107H165ZM169 106V107H170ZM191 106H192V108H191ZM214 106L215 107H217V108H214ZM220 106H223V107H221V108H219ZM227 106H229V105H227ZM259 106H262V105H259ZM259 106H257L258 108H259ZM37 107V106H36ZM188 108V110H187V108ZM233 107V106H232ZM231 107V108H232ZM264 107V106H263ZM139 108H141V107H139ZM152 108V107H151ZM226 108V107H225ZM228 108V107H227ZM262 108V107H261ZM41 109H42V107H41ZM44 109H45V107H44ZM62 109V108H61ZM65 109V108H64ZM149 109V108H148ZM191 109V110H190ZM204 109V110H203ZM229 109V108H228ZM127 110V111H126ZM142 110V109H141ZM140 110V111H141ZM149 110H151V109H149ZM160 110V109H159ZM162 110V109H161ZM232 110V109H231ZM236 110V109H235ZM258 110H260V112L263 114L262 116H264V109H258ZM61 111V110H60ZM145 111V110H144ZM148 111V110H147ZM154 111V110H153ZM165 111L166 110H163V113L165 114ZM209 111V112H208ZM51 112H54L53 110L51 111ZM77 112H79V111H77ZM130 112V111H129ZM135 112V114L137 115V112L136 111H134ZM159 112V111H158ZM190 112V113H189ZM198 112V113H197ZM208 112V113H207ZM223 112H224V109H223ZM222 112V113H223ZM60 113V112H59ZM146 113V112H145ZM153 113H155V112H153ZM160 113V115L158 116L159 117V119H160V116H161V112H159ZM192 113V114H191ZM225 113V112H224ZM52 114V113H51ZM59 115H62V114H59ZM64 115V114H63ZM134 115V114H133ZM149 115V114H148ZM150 115H151V113H150ZM166 115H168L167 114V112H166ZM208 115H209V117H208ZM215 115V117L217 118V119H215L214 120V122H217V128L220 126V123H218V118L220 117V115H219V117H217L216 115L217 114H214ZM132 116V115H131ZM130 116V114L128 115V118L130 119V121H132V118H130L131 117ZM138 116V115H137ZM211 116H213L212 118H210ZM224 116H226L225 114H224ZM231 116V117H232ZM142 117H143V114H142ZM145 117V116H144ZM143 117V118H144ZM162 117V116H161ZM164 115H163V120H162V118L160 119V120H162L163 121V124H167V123H165L164 122V120L166 119H164ZM169 117V116H168ZM195 117H193V118H195ZM200 117H198V118H200ZM214 117V118H215ZM236 117V118H235ZM76 118H80V119H82L81 120V124H79L77 127L76 126H74V121L75 120H78V119H76ZM134 118V117H133ZM141 118V117H140ZM140 118H138V120H141ZM149 118V117H148ZM153 118V117H152ZM170 118V117H169ZM198 118L196 119V120H194L195 121V125H198V129H199V126H200V123H198L199 122V120H198ZM200 118V119H201ZM210 118V119H209ZM224 118V119H225ZM135 120H136V118H134ZM209 119V120H208ZM219 119H223V118H219ZM167 120V119H166ZM211 121V122H210ZM220 121V120H219ZM223 121V120H222ZM76 122V121H75ZM142 122V129L144 130H146L145 131V133H147V130L149 131L150 129H149V127L150 128H152V126H149L148 124L149 123H146L147 124V126H149L148 127V129L145 127V128H143L144 127V119H143V121H141ZM146 122H148V121H146ZM181 122V121H180ZM190 122V121H189ZM210 122V123H209ZM34 123V122H33ZM40 123V122H39ZM39 123H37V125H36V123H35V127H37L38 125H40ZM43 123V122H42ZM73 123V124H72ZM79 123V122H78ZM131 123V122H130ZM183 123V122H182ZM185 123V122H184ZM191 123H192V121H191ZM222 123V122H221ZM235 123H238V124H235ZM45 124V122L43 123V124H41V126L42 125H44ZM49 124V123H48ZM134 124V123H133ZM137 124V123H136ZM186 124V123H185ZM188 124V123H187ZM186 124V125H187ZM190 124V123H189ZM189 124L187 125V128L189 127ZM194 124H193V126H194ZM205 124V125H204ZM213 124V123H212ZM34 125V124H33ZM46 125V124H45ZM168 125V124H167ZM192 125V124H191ZM190 125V126H191ZM207 125V126H206ZM233 126L234 125V130H232L233 128L232 127H228V126ZM244 126L245 127V129H243L244 127H242V129L243 130H241V129H239L240 128V126ZM31 126V125H30ZM47 126V125H46ZM45 126V127H46ZM51 126V125H50ZM136 126V125H135ZM164 126V125H163ZM204 126H205V128H204ZM237 126V127H236ZM31 127H33V126H31ZM44 127V128H45ZM128 127V128H127ZM131 127H134V126H131ZM138 127V126H137ZM182 127H184L185 129H186V126L185 125H182ZM181 127V128H182ZM197 127V126H196ZM214 127H215V124H214ZM214 127H213V130H214ZM226 127H228L229 129H231L232 131H233V133H235V135L233 134V135H229V136H227L229 133L230 134H232L231 133V131L230 130H228V128H226ZM239 127V128H238ZM34 128V127H33ZM38 128V127H37ZM43 128V129H44ZM155 128H156V126H155ZM183 128V129H184ZM191 128V127H190ZM189 128V129H190ZM211 128V129H210ZM216 128V127H215ZM239 129V131H236V130H238ZM260 128V129H259ZM258 128V130L256 129V130H254V132L255 133H258V134H256L257 136H259V137H264L263 136V134H264V130H263V128H261V127H259ZM27 129V128H26ZM26 129L24 130V129H22V130H24V131H26ZM35 129V128H34ZM34 129H32V130H34ZM127 129V130H126ZM153 129H154V127H153ZM163 129V128H162ZM165 129V128H164ZM166 129H167V126H166ZM182 129V130H183ZM223 129H227V131L226 132H228V131H230L229 133H224L225 132V130L223 131ZM252 129V128H251ZM29 130V129H28ZM30 130H31V128H30ZM35 130H37V129H35ZM49 130H50V128H49ZM54 130V129H53ZM142 130V131H143ZM191 130V129H190ZM202 130V129H201ZM204 130H202V131H204ZM261 130H262V132H261ZM65 131H67L68 133H76L75 135H76V137L74 136V134H72L73 136H74V138H72L71 136H70V138L72 139V141H70V138H69V135H68V133H67V137L69 138V141H68V139H66L67 137H64V135L66 134L65 133ZM160 131H161V128H160ZM159 131V132H160ZM197 131V130H196ZM235 131V132H234ZM241 131V132H240ZM27 132V131H26ZM25 132V133H26ZM36 132V131H35ZM38 132V131H37ZM60 132H64V134H61ZM78 132H80V133H82L81 135L79 134V135H77L78 134ZM153 132V131H152ZM157 132V131H156ZM162 132H164L163 130H162ZM187 132V131H186ZM190 131H188V133H189ZM236 132H239L238 134H240L241 133V135L240 136H242L243 134H244V136H242V137H240L239 136V138H238V140H235L234 139V137L236 136ZM248 131L246 130V133H247ZM252 132H253V130H252ZM252 132H251V134H252ZM140 133H142L141 131H139V136H140ZM165 133V132H164ZM184 133V132H183ZM216 133V134H215ZM254 133V134H255ZM262 133V134H261ZM22 134H23V131L21 132L20 131V133L19 132H17V133H15L13 136H15L14 138H15V141H16V139H17V142L16 143H7L6 145H4V146H0V155L1 156H3V155H8V154H10L11 153V151L13 150V148H14V146H16L17 144H19L21 141V139L23 138L22 137ZM133 134V135H134ZM148 134V133H147ZM147 134H143V135H141V136H144V135H147ZM151 134V133H150ZM153 134V133H152ZM151 134V135H152ZM162 134V133H161ZM186 134V133H185ZM220 136H218V135ZM225 134V135H224ZM227 134V135H226ZM253 134V135H254ZM260 134V135H259ZM55 135H58V136H55ZM62 135V138L60 137ZM150 135V136H151ZM160 135V134H159ZM163 135V134H162ZM217 135V136H216ZM224 136V138H227L226 140L225 139H223V136ZM248 135L249 134H247V138H248ZM127 136V137H126ZM137 136V135H136ZM148 136V135H147ZM211 137V139H209L210 137ZM214 136H216L215 138H217V140H218V142L216 141V139L214 138ZM225 136H227V137H225ZM233 136V137H232ZM53 137V138H52ZM54 137H56V139H58V137L59 138H61V140H64L63 142V144H62V146L60 145L62 142H61V140H59V145H57L59 148H57V147H55V146H50L49 145V143H48V141H52V140H56V139H54ZM207 137H209V138H207ZM213 137V138H212ZM232 137V138H231ZM246 137H244L243 139H246ZM256 137V136H255ZM167 138H166V140H167ZM218 138H220V139H218ZM236 138V137H235ZM251 138H253L252 136L250 137V139ZM32 139V138H31ZM41 139V140H40ZM128 139V140H127ZM161 140H162V138H160ZM193 139V140H192ZM212 139H213V141H212ZM215 139V140H214ZM223 139V140H222ZM47 140V141H46ZM131 140V139H130ZM164 140V139H163ZM162 140V141H163ZM211 140V141H210ZM222 141V143L220 142V141ZM235 140V142L236 143H238V144H236L235 142H233V141ZM249 140V138L247 139V141ZM29 141V139L27 140V142ZM42 142V143H40V142ZM50 141V142H51ZM165 141V140H164ZM168 141V140H167ZM188 141V140H187ZM187 141H186V144H187ZM44 142V143H43ZM45 142H47V143H45ZM53 142V141H52ZM161 142V141H160ZM40 143V144H39ZM172 143V142H171ZM173 143H174V141H173ZM190 143V142H189ZM210 143V144H209ZM38 145V146H35V145ZM43 144V145H42ZM50 146L49 148H48V146ZM67 144L68 143H65L64 144V146H67ZM130 144V143H129ZM183 146L184 145H186L185 143L183 144V143H181ZM180 144V145H181ZM241 144V143H240ZM243 144H244V142H243ZM243 144H242V146H243ZM41 145H42V147H43V149L41 150ZM177 145H179V143L177 144ZM206 145V146H205ZM61 146V147H60ZM239 146H241V145H239ZM22 147V146H21ZM56 148V149H52V148ZM68 147H70V145L68 146ZM77 147H78V145H77ZM76 147V150L79 148H77ZM178 147V146H177ZM206 147L207 148H209V150H208V152H206L207 150H206ZM236 147H238V148H236ZM38 148H40V149H38ZM158 148V149H159ZM186 148H188V150H186ZM204 148H205V150H204ZM244 148V146L241 148V149H243ZM75 149V148H74ZM106 149V150H105ZM170 150L169 152H168V150ZM176 149V150H175ZM190 149V150H189ZM241 149H239V151L241 150ZM29 150V151H28ZM31 150V151H30ZM40 150V151H39ZM175 150V151H174ZM178 150V151H177ZM18 151V150H17ZM26 151H28L29 153H27ZM168 153H167V152ZM24 152V153H23ZM72 152H74V150L72 151ZM161 152H160V154H161ZM33 153V154H34ZM70 153V152H69ZM68 153V154H69ZM75 153H77V152H75ZM77 153V154H78ZM18 154V153H17ZM19 156L21 155V154H18ZM70 155V154H69ZM246 155H248L247 157H246ZM25 156H27V155H25ZM44 156H46V157H44ZM53 156V157H52ZM66 157L68 156V155H65ZM71 156H75V155H73V153H72V155ZM155 156V155H154ZM5 157V156H4ZM38 157V156H37ZM44 157V158H43ZM49 157H52V158H50V160H49ZM60 157H61V155H60ZM80 157V156H79ZM78 157V158H79ZM156 157V156H155ZM155 157H153V158H155ZM159 157V156H158ZM47 158V159H46ZM58 158V157H57ZM63 158H65L64 157V155H63ZM62 158V159H63ZM68 158H69V156H68ZM68 158H67V163L68 162H71V159L69 158V161H68ZM128 158V157H127ZM230 158V162H227L226 160L227 159H229ZM21 159V160H20ZM27 159V158H26ZM41 159H43V160H41ZM61 159V160H62ZM73 159V158H72ZM239 159V160H238ZM16 160V159H15ZM20 160V161H19ZM22 160H25L24 159V156L23 157H19V158H17V161L18 162H21ZM29 160V159H28ZM39 160V161H38ZM61 160H59L58 159V162H60ZM65 160H66V158H65ZM16 161V162H17ZM48 161V162H47ZM56 162H57V160H55ZM64 161V160H63ZM74 161V160H73ZM87 161V160H86ZM125 161H127L128 162V164H127V162L125 163ZM151 161H152V158H151ZM153 161H155V160H153ZM229 161V160H228ZM23 163H24V166H25V162L26 161H22ZM21 162V164H23ZM39 162H41V163H39ZM47 162V163H46ZM56 162H54V163H56ZM89 162V161H88ZM87 162V163H88ZM234 162V163H233ZM237 162H238V164L239 165H237ZM27 163H26V165H27ZM50 163V162H49ZM63 163H65L64 164V166H68V165H70V163H68V164H66V161L65 162H63ZM75 163L76 162H74V163H72V164H74V166L73 165H71V167L73 168V169H75ZM85 163V162H84ZM84 164V165H88V166H90V168L92 169V170H95V169H97L96 167H94V166H97L96 164L95 165H93V164ZM89 163H91V161L89 162ZM94 163H96V162H94ZM98 163H99V161H98ZM157 163V162H156ZM159 163V162H158ZM259 163H260V165L259 166H261L260 167V170L262 169V166L264 167V160H261V161H259ZM40 164V165H39ZM51 164V163H50ZM57 164V163H56ZM58 164H61V163H58ZM103 166H102V165ZM131 164V163H130ZM135 164V163H134ZM154 164H155V162H154ZM154 164H152V165H154ZM263 164V165H262ZM77 165V164H76ZM81 165V164H80ZM83 165V164H82ZM82 165H81V167H82ZM102 167H101V166ZM122 165H123V167H122ZM132 165V164H131ZM137 165V164H136ZM163 165V166H162ZM79 166V165H78ZM88 166H83V168H85L86 169V171H87V168L89 169V167ZM93 166V167H92ZM113 166H115V167H117V168H115V169H113L114 167ZM140 166H144V164H142V165H140ZM155 166V165H154ZM162 166V167H161ZM26 167V166H25ZM103 167V168H104ZM111 167H113V168H111ZM120 167H122V171L120 172V170H119V168ZM133 167H135V166H133ZM156 167V166H155ZM95 168V169H94ZM105 168L103 169V170H105ZM110 168V169H109ZM139 168V167H138ZM143 167H141V169H142ZM157 168H158V166H157ZM240 168V167H239ZM84 169V170H85ZM90 169V170H91ZM118 169V170H117ZM121 169V168H120ZM133 169H135V168H133ZM136 169H137V167H136ZM150 169V168H149ZM153 169V168H152ZM241 169H243V168H241ZM243 169V170H244ZM75 170H77L78 171V167L75 169ZM89 170V171H90ZM151 170V169H150ZM82 171V170H81ZM81 171H78V173H76V174H80L81 173ZM85 171V173L86 174H84L83 175V177L84 178H86V176H89V171H87L86 172ZM144 171V172H143ZM262 172H264V170L262 169L261 170ZM83 172V171H82ZM110 172H112V171H110ZM109 172V173H110ZM148 172V171H147ZM240 172V171H239ZM247 172V173H246ZM141 173V174H142ZM243 173H246L244 176H243ZM73 175L72 177H74V176H77V175ZM81 174H83V173H81ZM80 174V175H81ZM104 174H107V172L106 173H104ZM112 174H114V175H116L115 173H112ZM112 174H111V178H112ZM122 174V176L124 177V175ZM163 174V175H162ZM53 175V174H52ZM113 175V176H114ZM121 175V174H120ZM130 175L132 176V178H133V180H132V182H131V177H130ZM241 175V176H240ZM248 175L250 176H252L253 177V180L252 179H250V177H248ZM54 176L55 177H57V178H54ZM61 176V175H60ZM69 176V175H68ZM108 176V178H110L109 176V174L107 175ZM106 176V177H107ZM117 175H116V177H114V182H116V180L120 177H118ZM159 176V177H160ZM243 176V177H242ZM55 180H57V181H59L60 179L62 180V177L63 176H61V177H59V176H56L55 174L52 176ZM51 177V178H52ZM71 177V176H70ZM80 177V176H79ZM79 177H77V179H75V181H72V182H77L76 184L75 183H73L74 185H75V187H74V190H76V192H78L77 190H82L83 192H84V190H86L84 193H86L87 192V194H88V192H90V190H92L91 188H90V190H89V188L88 187H90L91 186V184H86V179L82 182L81 181V178H82V180L84 179L83 177H80V179H79V181H80V183L82 182L83 184H84V186H87V185H90V186H88L87 187V189H85V187L82 185V184H80L79 183V186H78V188H77V184H78V182L79 181H76V180H78V178ZM105 177V178H106ZM150 177H152V176H150ZM155 177H156V175H155ZM244 177H247V178H249L250 180H252V182H248L249 180H246ZM262 177V178H261ZM52 178V179H53ZM59 178V179H58ZM89 178V177H88ZM104 178V180H106V182H107V179H105ZM115 178H117V179H115ZM64 179H68L67 178V176L65 177L64 176V178H63V180ZM74 178H72V180H73ZM148 179L150 180V181H148ZM152 179H153V177H152ZM155 179V178H154ZM61 180L59 181V182H61ZM69 180V179H68ZM68 180H65V181H67L68 182V184H70L69 183V181ZM144 180L146 181V182H144ZM64 181V182H65ZM89 180H87V182H88ZM99 181H101V180H99ZM99 181H96V182H99ZM122 181V182H121ZM154 182V183H150V182ZM255 181H257V182H255ZM63 182V181H62ZM63 182V183H64ZM67 182H65V184L67 183ZM90 182V181H89ZM102 182H104V184H106V182L105 181H103L102 180ZM130 182V183H129ZM260 182H263L262 184L260 183ZM150 185H152V186H149L148 184ZM253 183H256V185H254ZM67 184V185H68ZM72 183L69 185V186H71V185H73ZM103 184V183H102ZM112 184H114L113 182H112ZM116 184H117V186H116ZM143 184V185H144ZM259 184H260V186H259ZM81 185H82V187H81ZM137 186V187H138ZM142 186V185H141ZM140 186V187H141ZM72 187V186H71ZM93 187V186H92ZM103 187H104V189H103ZM113 187H114V185H113ZM80 188H82V189H80ZM144 188V187H143ZM71 189V188H70ZM84 189V190H83ZM109 189H111V190H109ZM134 189V188H133ZM136 189H138V188H136ZM142 189V187L139 189V191ZM87 190H89V191H87ZM113 190V191H112ZM72 191H73V189L72 190H70V195H71V197H72ZM131 191L133 192V194H132V196H131ZM76 192H74L73 191V195H75V199H73V200H76V197H77V195H76ZM92 192V191H91ZM102 192V193H101ZM111 192V193H110ZM112 192H117V194H115V195H113L114 193H112ZM144 192V193H145ZM83 193V194H84ZM106 195H105V194ZM78 194H82V192H79ZM89 194H91V193H89ZM88 194V195H89ZM112 194V195H111ZM85 195V194H84ZM93 195V194H92ZM91 195V197H94V195L92 196ZM138 195H140V194H138ZM90 196V195H89ZM74 197V196H73ZM79 198H81L82 196H78ZM86 198L88 197V196H85ZM78 198V199H79ZM83 198V197H82ZM86 198H84V200L86 201ZM88 198H90V197H88ZM139 199V200H138ZM72 200V201H73ZM89 201V202H90ZM96 203V204H95ZM138 203V204H137ZM92 204V203H91ZM132 206V210L130 209L129 210V206ZM130 206V207H131ZM90 207H92V205L90 206ZM92 207V208H93ZM130 213H129V212ZM135 211V210H134ZM128 213H129V215H128ZM85 214H86V212H85ZM134 214V213H133ZM133 214L131 215V218L130 219H132V216H133ZM135 214H136V212H135ZM133 217H135V215L133 216ZM129 219V220H130ZM64 223V222H63ZM60 224H62V222L60 223ZM65 225V224H64ZM137 225V224H136ZM81 226V225H80ZM79 225H76V227H74L75 229H73V230H75L76 232L78 231L79 232V230H80V227ZM61 227H63V225L61 226ZM138 232V231H137ZM114 234V236H116V237H113L114 239H116L115 240V242H118V241H120V240H118L117 238H119V237H117V235H115ZM138 234V233H137ZM162 234V238L159 236V235H161ZM109 235V236H108ZM136 235V234H135ZM109 237V238H108ZM135 237V236H134ZM80 239H81V237H80ZM83 239V238H82ZM82 239L80 240V241H82ZM138 239V240H139ZM109 240V241H108ZM118 240V241H117ZM114 240H112L111 239V242H113ZM140 241H142V240H140ZM121 243L123 244V241L121 242H118L117 244H119L118 246L119 247H121L122 246V248H124V246L123 245H121ZM141 243L144 245L143 247H142V245H141ZM67 244V243H66ZM111 246H110V245ZM124 244H126V250H127V248L129 247L128 245H127V243H124ZM60 245L61 244H58V246L60 247ZM63 245V244H62ZM107 245H109V246H107ZM56 244H55V247H58ZM81 246V247H80ZM80 246H78L79 248H78V253H79V255L78 256H80V255H83V253H81L82 251H85L84 249H83V244L81 245L80 244ZM117 246V247H118ZM55 247H54V249H53V251L54 250H56L55 249ZM58 247V248H59ZM62 247V246H61ZM119 247L116 249V251H118L119 252ZM115 248V249H114ZM121 248V249H122ZM130 248V247H129ZM142 248H144V249H146L147 251H148V253H146V250H143ZM120 249V250H121ZM124 250H125V248H124ZM124 250H122V251H124ZM125 250V251H126ZM58 251V250H57ZM55 252V251H54ZM121 252V251H120ZM73 253H74V251H73ZM127 253V254H126ZM125 254L126 255H130V253L129 252H126ZM129 253V254H128ZM117 254V256H115V255ZM114 254H112V255H114V258H117V257H119L120 256V258H118L119 259V264H124L123 263V261L125 262L126 261V263H127V258L129 259V262H133L131 259L133 258L131 255H130V257H132V258H130V257H127L126 255H124V252H123V254H122V252H121V254H122V256L121 255H119L117 252L115 253L114 252ZM148 255V256H147ZM123 256L126 258V260L123 258ZM76 257V256H75ZM138 257V256H137ZM142 257H143V255H142ZM122 258H123V261H122ZM120 259H121V261H120ZM134 259V258H133ZM144 259V260H143ZM115 260V259H114ZM74 262H71V264H84V263H75V258H74V260H73ZM138 262V263H137ZM125 263V264H126ZM130 263V264H131ZM135 263H133V264H135Z\"/></svg>",
    "mask_w": 264,
    "mask_h": 264
}]
</instances>
